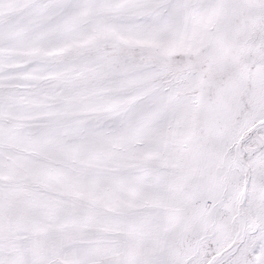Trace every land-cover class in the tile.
Instances as JSON below:
<instances>
[{
    "label": "snow or ice",
    "instance_id": "6c2138e0",
    "mask_svg": "<svg viewBox=\"0 0 264 264\" xmlns=\"http://www.w3.org/2000/svg\"><path fill=\"white\" fill-rule=\"evenodd\" d=\"M0 264H264V0H0Z\"/></svg>",
    "mask_w": 264,
    "mask_h": 264
}]
</instances>
